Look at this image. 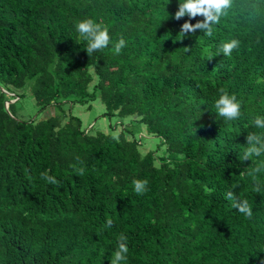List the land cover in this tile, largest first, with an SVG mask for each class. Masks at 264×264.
Masks as SVG:
<instances>
[{
  "label": "trees",
  "instance_id": "obj_1",
  "mask_svg": "<svg viewBox=\"0 0 264 264\" xmlns=\"http://www.w3.org/2000/svg\"><path fill=\"white\" fill-rule=\"evenodd\" d=\"M179 2L0 0V264H110L121 235V264H264V171L249 174L264 155L241 159L247 135H264V0H234L211 36L184 38ZM85 19L112 41L91 56ZM221 88L239 119L217 114ZM28 95L31 119L16 106ZM93 103L121 121L85 126L75 112Z\"/></svg>",
  "mask_w": 264,
  "mask_h": 264
},
{
  "label": "clouds",
  "instance_id": "obj_2",
  "mask_svg": "<svg viewBox=\"0 0 264 264\" xmlns=\"http://www.w3.org/2000/svg\"><path fill=\"white\" fill-rule=\"evenodd\" d=\"M234 0H184L183 3L178 4V10L174 14V19L179 21L184 17H188V21L182 24L179 32V36L185 37L188 34H195L197 30L204 32L206 35L211 36L213 34V25L219 24L221 18L228 14V11L232 9ZM197 16H202L203 22L191 23L192 19ZM76 30L80 34V37L87 41L86 52L88 56H91L96 51H102L107 48L112 42L109 35V29L107 26L97 23L92 19H85L76 25ZM182 40V39H181ZM240 42L237 39H232L228 42H224L220 46V51L224 56H229L233 50L239 47ZM126 41L121 36L118 42L114 45V53L120 54L121 50L125 48ZM191 48L185 47L184 51L188 52ZM221 95L219 99L215 101L214 107L217 110V114L224 118L225 121L231 122L237 120L242 115V104L237 100V97L229 95L228 92L221 88ZM254 125L257 128L264 129V117L257 116L254 119ZM196 129V128H195ZM247 144L249 147L244 152L241 159L243 161L250 160L253 156L260 157L264 155V135L251 133L246 137ZM83 169L79 172L83 175ZM264 171V160L259 161L254 168L250 170V175L253 177V181L256 180V173ZM243 174V173H242ZM50 184L56 185L59 182L53 176L41 174ZM134 191L137 194H143L147 188V180H134ZM254 190L257 193L262 191L259 184L254 185ZM227 199L233 201V207L236 208L240 213L247 216L249 219L253 216V210L249 205L247 199H238L232 191L227 193ZM108 225L111 226L112 221L109 220ZM126 237L121 235L118 242V249L114 252L113 258L110 264H121L122 261L126 260L127 253L129 251Z\"/></svg>",
  "mask_w": 264,
  "mask_h": 264
},
{
  "label": "rangeland",
  "instance_id": "obj_3",
  "mask_svg": "<svg viewBox=\"0 0 264 264\" xmlns=\"http://www.w3.org/2000/svg\"><path fill=\"white\" fill-rule=\"evenodd\" d=\"M16 106L18 107V110H20L19 115L21 117H27L28 119L37 117V115L40 112V109L36 106L35 101L32 99L31 95H28L26 98L19 100L16 103ZM103 108H102V106H100L99 103H93L92 110L88 111V110L80 109V110H78V112H75V113L79 117H81L85 126H89V125L90 126L91 125L99 126L100 127L99 129H104L106 131H109V128L111 125L114 127L117 124V122H120L121 120L118 118H112L111 120L108 118H104L102 115L103 114L102 113ZM47 114H49V112ZM118 129L120 130L121 126H119ZM140 135H142V134H140ZM150 139H152V137ZM153 145H154V143H152L150 141V146H147L145 148L146 151L151 149V147H153ZM155 146H156V144H155Z\"/></svg>",
  "mask_w": 264,
  "mask_h": 264
},
{
  "label": "bare ground",
  "instance_id": "obj_4",
  "mask_svg": "<svg viewBox=\"0 0 264 264\" xmlns=\"http://www.w3.org/2000/svg\"><path fill=\"white\" fill-rule=\"evenodd\" d=\"M8 106V105H7Z\"/></svg>",
  "mask_w": 264,
  "mask_h": 264
}]
</instances>
